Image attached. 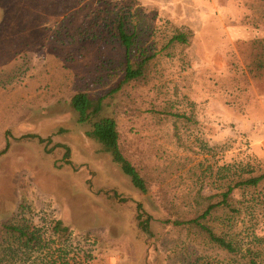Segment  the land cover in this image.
Masks as SVG:
<instances>
[{
    "label": "rangeland",
    "instance_id": "obj_1",
    "mask_svg": "<svg viewBox=\"0 0 264 264\" xmlns=\"http://www.w3.org/2000/svg\"><path fill=\"white\" fill-rule=\"evenodd\" d=\"M121 21L150 57L123 85ZM77 92L105 97L147 194L86 136ZM247 169L264 172V0H0V264H264V180L209 221L235 252L172 222Z\"/></svg>",
    "mask_w": 264,
    "mask_h": 264
},
{
    "label": "trees",
    "instance_id": "obj_2",
    "mask_svg": "<svg viewBox=\"0 0 264 264\" xmlns=\"http://www.w3.org/2000/svg\"><path fill=\"white\" fill-rule=\"evenodd\" d=\"M118 35L121 43L125 47L126 55V69L125 77L121 82V85L129 81L139 79L144 76L145 66L147 65L149 58L148 55L140 52V56L137 55L136 60H133L132 56H136L134 46L137 42V34L135 32L129 33L124 28V23L119 22ZM170 42H178L185 44L188 42V35L184 32H178L171 37ZM120 85V86H121ZM104 96L96 99L91 98L87 92H77L71 98V106L78 114V122L88 126L86 136L94 140L100 147V150L107 152L112 156L114 163H116L122 172L130 177V180L135 188L140 190L143 194L148 193V184L146 179L140 173L139 169L123 154L120 147V135L117 127L116 120L111 117L104 115ZM178 116V115H177ZM27 137H38L37 135H26ZM41 142H45V139L38 137ZM47 142L49 140H46ZM58 146H61L58 144ZM64 146V145H63ZM65 147V146H64ZM9 148V142H7L3 152H6ZM69 156V148L65 147L64 157ZM249 174L243 177L242 174L238 176L236 181L229 183L224 191H221L218 195L219 200L209 203L200 213L191 217L190 219L180 220L176 219L172 221L175 225L190 224L196 226L203 231L208 240L220 248L228 251L235 252L237 250V244L233 238H228L227 235L218 234L212 227L209 221L213 220L214 214L218 208L230 209L235 212V208L232 207V194L234 190L242 187L256 188L264 180V172L253 175L254 169H247ZM137 218L146 233H150L149 222L150 218L143 210L141 203L137 204ZM9 230L18 231L20 235H24V232L17 227H8ZM258 241H264V237L255 236ZM252 264H262L253 261Z\"/></svg>",
    "mask_w": 264,
    "mask_h": 264
}]
</instances>
